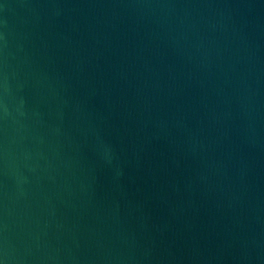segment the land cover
I'll list each match as a JSON object with an SVG mask.
<instances>
[{"label":"water","instance_id":"obj_1","mask_svg":"<svg viewBox=\"0 0 264 264\" xmlns=\"http://www.w3.org/2000/svg\"><path fill=\"white\" fill-rule=\"evenodd\" d=\"M0 264H264V0H0Z\"/></svg>","mask_w":264,"mask_h":264}]
</instances>
